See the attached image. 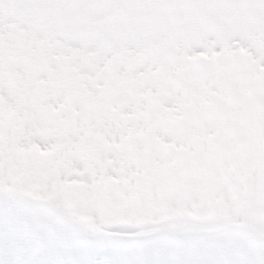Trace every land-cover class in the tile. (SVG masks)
<instances>
[{
  "label": "snow or ice",
  "instance_id": "snow-or-ice-1",
  "mask_svg": "<svg viewBox=\"0 0 264 264\" xmlns=\"http://www.w3.org/2000/svg\"><path fill=\"white\" fill-rule=\"evenodd\" d=\"M0 264H264V0H0Z\"/></svg>",
  "mask_w": 264,
  "mask_h": 264
}]
</instances>
